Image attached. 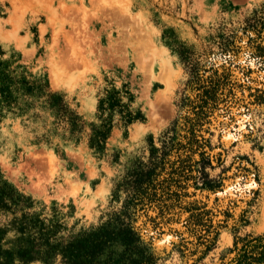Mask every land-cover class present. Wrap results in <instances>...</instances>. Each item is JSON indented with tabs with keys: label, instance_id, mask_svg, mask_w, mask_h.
<instances>
[{
	"label": "rangeland",
	"instance_id": "rangeland-1",
	"mask_svg": "<svg viewBox=\"0 0 264 264\" xmlns=\"http://www.w3.org/2000/svg\"><path fill=\"white\" fill-rule=\"evenodd\" d=\"M263 13L264 0H0V186L30 199L16 215L62 225L58 237L69 239L115 223L132 194L125 182L150 164L152 147L162 153L164 141L169 154H158L160 180L178 155L200 161V151L176 152L200 103L190 60L203 79L230 76L197 133L221 186H195L186 179L195 172L172 177L125 221L154 264H227L237 238L264 234V58L251 56L256 34L246 29ZM112 93L144 120L120 122L97 151L99 100ZM51 101L79 117L80 132L71 134ZM14 217L0 212L4 250L19 245ZM124 249L114 244L102 259L120 261Z\"/></svg>",
	"mask_w": 264,
	"mask_h": 264
},
{
	"label": "trees",
	"instance_id": "trees-1",
	"mask_svg": "<svg viewBox=\"0 0 264 264\" xmlns=\"http://www.w3.org/2000/svg\"><path fill=\"white\" fill-rule=\"evenodd\" d=\"M246 23V29L252 30L256 34L255 38L251 37L249 40L251 56L262 59L264 58V13L250 17ZM224 40L222 45L227 49L231 42L228 38ZM192 64V61H187V68H189L192 76L189 86L192 90L198 92L197 99L200 103L195 106L192 105L196 117H186L184 123L186 143H179L176 152L187 149L191 153L190 155H195L200 151L201 160L195 161L193 165L189 166L186 163L190 162L188 160L189 156L180 158V155H178L179 160L177 162L180 165L175 167V163H173L171 172L168 173L170 177L160 180L165 172L166 162L163 157L158 159L161 150L152 147L150 164L139 167L132 173L131 178L125 182L128 192L132 194L125 200L123 214H115V223L108 222L106 225L91 231L81 232L69 239H59L58 235L63 228L62 225L53 227L38 216H30L29 214H22L21 217H18L16 215L18 209L30 207V199L20 195L4 183L0 186V212H11L15 215L13 224L20 237L16 250H4L1 243L5 239L8 228L0 227V264H32L37 262L52 264L59 256L63 264H154V258L143 246L138 232L125 221L126 218H129V210L132 207L144 205L146 200L154 202L159 186L173 181L176 176L184 178L187 176V172L188 174L196 173V176L190 177L188 175L186 179L191 178L195 186L201 181L202 189L215 190L221 186L217 183V180L210 179L209 174L206 172L207 166L210 165L204 151L206 143L199 139L201 136L197 133L208 117V110L215 108L219 102V93L229 83L230 76L227 74L219 75L216 72L213 76L203 79L197 68ZM51 105L56 107L59 119L69 124L72 135L81 131L79 117L62 101H51ZM130 108L131 106L124 103L115 93L99 100L98 111L102 123L93 130V136L91 137L93 148L97 151H103L112 129L120 122L128 127L137 121L144 120L141 112L136 113ZM116 116H118L117 119ZM180 146L181 148H179ZM162 150L161 155L163 154L165 157L169 155L165 152L166 143L164 141ZM199 163L200 169H194ZM197 222L200 223L201 219H198ZM13 230L15 229L13 228ZM114 244H121L125 247L120 261H114L111 254L103 260L102 257L105 255L106 250ZM212 245L213 242L208 247ZM231 254H234V256L227 264H264V234H247L244 237L237 238L234 247L231 249Z\"/></svg>",
	"mask_w": 264,
	"mask_h": 264
},
{
	"label": "bare ground",
	"instance_id": "bare-ground-1",
	"mask_svg": "<svg viewBox=\"0 0 264 264\" xmlns=\"http://www.w3.org/2000/svg\"><path fill=\"white\" fill-rule=\"evenodd\" d=\"M264 206V205H263ZM261 221V220H260ZM262 226H264V212L262 214Z\"/></svg>",
	"mask_w": 264,
	"mask_h": 264
}]
</instances>
